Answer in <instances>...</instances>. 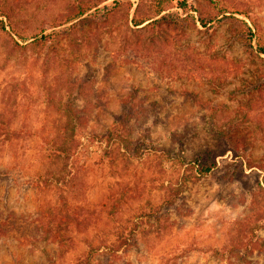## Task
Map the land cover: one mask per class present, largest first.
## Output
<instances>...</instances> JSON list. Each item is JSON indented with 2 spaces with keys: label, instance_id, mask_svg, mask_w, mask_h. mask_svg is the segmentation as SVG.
<instances>
[{
  "label": "rangeland",
  "instance_id": "374dc122",
  "mask_svg": "<svg viewBox=\"0 0 264 264\" xmlns=\"http://www.w3.org/2000/svg\"><path fill=\"white\" fill-rule=\"evenodd\" d=\"M151 1L0 0V118L13 132L0 143V264H74L122 240L103 264H264V215L253 216L264 209V0H187L198 10L167 3L159 15ZM138 4L151 18L135 27ZM78 5L90 9L63 23ZM50 34L75 36L31 43ZM70 76L95 90L80 104L106 105L87 107L76 152L54 162ZM120 100L159 102L139 110L159 121L134 130L128 148L113 128ZM188 124L197 142L232 128L246 141H224L200 175L197 146L171 143ZM251 196L262 205L252 211Z\"/></svg>",
  "mask_w": 264,
  "mask_h": 264
},
{
  "label": "trees",
  "instance_id": "16d2710c",
  "mask_svg": "<svg viewBox=\"0 0 264 264\" xmlns=\"http://www.w3.org/2000/svg\"><path fill=\"white\" fill-rule=\"evenodd\" d=\"M121 1L122 0H114L116 4L121 3ZM167 3H174V5L180 7L184 11L198 10L197 6L193 5L192 3L189 4L187 0H152L151 7L153 9V13L155 15L161 14ZM77 7H78L77 9L73 10L70 14L66 16L63 23H68L71 22L72 20H75L76 18L82 17L83 14L90 9L89 6H84V5H78ZM139 8H140L139 4L135 6L133 10V16L131 18V23L135 27H139L147 19L151 18V16L146 17L140 15ZM10 21L11 20H9V24L11 23ZM100 21L104 22L105 19H102ZM93 22H95L94 19ZM200 23L202 26H205L206 24L205 17L203 16L200 17ZM73 36H75V34H50L49 36L46 37V39L43 36H41L40 38L34 37V39L31 40L32 41L31 43L33 44L34 42H40L41 44H46L48 48L49 46L53 45L59 38L70 37L69 39H71V37ZM82 37H85V34H82ZM71 40L73 41V39ZM98 41L99 42L97 43H100V39H98ZM74 45L75 43L72 44V46ZM100 45L102 44H99V46ZM99 46L94 47L95 51H97V48H99ZM260 53L264 54V46L260 48ZM113 67H115L114 62L106 64L105 67H103L104 69L103 76L106 77ZM91 71L93 70L89 66V73L87 75H91L90 74ZM86 80L87 78H82L81 80L77 77L70 76L69 80L67 81L68 88L66 90L70 92V95L71 94L74 95L72 97L70 95H67V97L65 98L60 97L56 102L58 109L60 110L61 117H59V121L56 123V133L55 136L53 137L51 151L49 152L50 157L53 158L54 162L62 161V160L66 161L76 152L75 150L78 147L79 136L82 134L83 129L87 128L90 125V118L87 117L86 115V112H88L87 107H89L90 105L89 111H95L96 107H99V105L100 106L106 105V102H104L103 100H99L97 96H95L93 100L86 99V101L89 102L80 104V102L78 101V99L80 100L79 95H82V93L85 92L84 91L85 87L89 89L91 93L95 92V90H93L92 92L93 89L92 83L91 86L85 84ZM120 101H121L120 114L119 116H117L118 118L114 120L113 128H117V126H119L121 129L123 128L124 133L120 135L121 136L120 140L122 141L124 148H128L129 145H131L133 142H136L135 141L136 139L132 138L134 130L140 128L141 125H145V123L146 124L149 123V121L152 124H155L157 123V121H159L158 118L160 116L154 113H152L151 115H149L150 113L149 114L144 113V117L140 118L139 110L142 108V106L146 107L149 110L159 109L157 107L159 105V102H154V101L144 102L138 100V103L135 104L133 101H127V100H120ZM148 115L151 116L152 119H149ZM6 121L7 120H4L3 117L0 118V143L2 140H9L13 134L12 130H8L7 128L4 129V127L6 126ZM188 127L189 124L186 125L184 129L181 130V132L179 130L174 129V131H172L170 135L171 143H176L181 145L180 149H178L181 150V152H184V149L186 148H182V147L184 145H187L188 143H191V146L193 147L197 146V151L195 152L192 158V163L196 165V172L200 175L207 174L209 171H211L213 167H215L216 165L215 157L218 154L224 152V148L222 146L224 145L226 140L228 141L229 139L230 140L236 139V142H240V143L246 141V134L244 132H241L236 128H232L229 130L230 132H227L230 133L229 135L225 133L226 132L225 130L213 129L210 132H208V136L202 138L201 142H197L195 138V132L189 131ZM148 128L145 129L149 130ZM228 128H231V125H228ZM107 134L109 135L110 131H107ZM134 151H136L134 152V154L138 153V149ZM257 185H259V183ZM253 193L254 192H252V195ZM254 197L255 196L252 197L250 203L253 202V199H255ZM170 199L171 200L173 199L172 195L170 196ZM259 200L260 199L256 198V203L255 204L252 203V205L249 206L250 211L254 210L255 205L262 206ZM257 209H258L257 214L255 215L253 213L255 222L259 221V218H262V215H264L263 208H261V210L259 208ZM122 241L118 243L103 242V244L91 246L89 252L83 258L81 257L84 260L80 262H75L74 264H103V257L104 256L110 257L111 255L116 253V251H118L120 247L124 245V242ZM257 244H258L257 249L260 251V248H262L263 246V242L259 240ZM102 247L105 250H100ZM106 264H109V262H107Z\"/></svg>",
  "mask_w": 264,
  "mask_h": 264
}]
</instances>
